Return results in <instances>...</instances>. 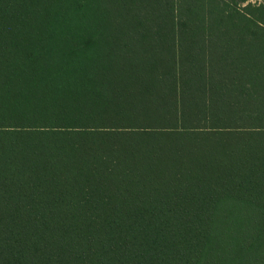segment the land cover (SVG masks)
I'll return each mask as SVG.
<instances>
[{
  "label": "trees",
  "instance_id": "1",
  "mask_svg": "<svg viewBox=\"0 0 264 264\" xmlns=\"http://www.w3.org/2000/svg\"><path fill=\"white\" fill-rule=\"evenodd\" d=\"M0 264H264V0H0Z\"/></svg>",
  "mask_w": 264,
  "mask_h": 264
},
{
  "label": "rangeland",
  "instance_id": "2",
  "mask_svg": "<svg viewBox=\"0 0 264 264\" xmlns=\"http://www.w3.org/2000/svg\"><path fill=\"white\" fill-rule=\"evenodd\" d=\"M249 2H251V3H257V2H259V0H248Z\"/></svg>",
  "mask_w": 264,
  "mask_h": 264
}]
</instances>
